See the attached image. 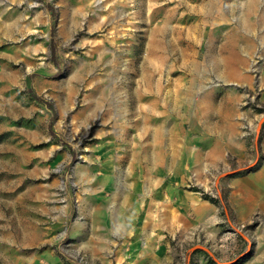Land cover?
Returning a JSON list of instances; mask_svg holds the SVG:
<instances>
[{
  "label": "rangeland",
  "instance_id": "rangeland-1",
  "mask_svg": "<svg viewBox=\"0 0 264 264\" xmlns=\"http://www.w3.org/2000/svg\"><path fill=\"white\" fill-rule=\"evenodd\" d=\"M206 7L220 9L221 26L203 18ZM237 13L253 23L249 31L236 26ZM238 35L247 44L264 35V0H0V143L9 137L35 152L24 171L3 174V214L29 228L19 241L67 264H197L198 253L214 264H251L264 254L262 211L237 218L227 177L216 183L241 166L235 156L206 179L149 163L156 128L166 134L162 118L175 116L176 104L186 110L181 73L197 60L212 67L214 48ZM243 56L253 88L243 75L227 86L264 112V54ZM258 121L244 132L262 159ZM31 246L19 253L35 254Z\"/></svg>",
  "mask_w": 264,
  "mask_h": 264
},
{
  "label": "crops",
  "instance_id": "crops-1",
  "mask_svg": "<svg viewBox=\"0 0 264 264\" xmlns=\"http://www.w3.org/2000/svg\"><path fill=\"white\" fill-rule=\"evenodd\" d=\"M214 3L215 1L208 2V5L212 6ZM239 13L236 17L234 15L236 26L247 32L250 30L248 28L254 25L252 22L245 21ZM203 18L205 20L213 18V24L219 26L223 21L220 9L216 11L214 8H210L209 11L207 7L204 8ZM263 36L252 38L254 42H249L250 44H247L248 41L243 42V38L239 35L229 38L230 40L224 41L223 39L214 48L216 49L215 54L218 55L208 58L212 67L208 68L207 63L201 64L197 60L186 72L181 73L188 76L187 83L184 84L186 95H182L180 103L182 107L186 106V110L180 113L179 106L176 104L177 106L171 107V113L175 116L167 114L162 118L160 128L166 131V134L158 135L157 129L159 128H156L152 153L154 159L149 162L151 163L150 169L155 171H191L192 174L206 179L204 173L208 168L225 166L228 164V157L235 156L241 164L238 168L243 169L226 176L227 182L224 183L229 186L228 199L239 219L250 218L256 209L262 211L264 215V123L259 140V149L263 154L255 169H251V166L257 162L258 153L253 157L248 150V141L244 132V129L252 127L254 122L259 120L258 115L263 116L264 112L255 111L252 107H244V91L234 87L229 88L227 85L235 82V75H243L245 78L243 81H246L248 88H253L252 79L248 75L249 65L244 62L243 51L246 52L247 58H251L257 50L264 54ZM257 41L263 43L262 50L259 46L257 47ZM253 43L256 47H253ZM155 47H158V44ZM208 75L215 76L219 83L214 81L206 83ZM260 84L262 86L260 100L264 102V71ZM178 96V93L174 94L172 104L178 102ZM157 111L159 114H164L162 109ZM178 130H181V135ZM8 139L10 138H6L5 143L4 141L0 143V264H67L61 257L55 255L53 250L40 247V245L33 246L36 244L34 240L29 243L28 240L19 241V234L27 235L29 228H25L26 232L24 229L19 230L18 222L12 218L13 213L3 214L1 205L3 174L10 176L12 172L19 171V168L24 171L25 167L34 160L35 155L33 150L13 145ZM168 153L169 160L166 156V159L163 158ZM249 165L251 166L247 167ZM25 173L28 175L26 171ZM256 234L258 236L264 234V227L260 230L258 228ZM20 245H32L30 248L37 251L34 250L35 254L33 252L27 255L20 254ZM197 258L201 260L196 262L197 264H214L209 262L208 257L205 258L199 253ZM254 260L251 264H263L264 254H257ZM156 264H161V262L158 261Z\"/></svg>",
  "mask_w": 264,
  "mask_h": 264
},
{
  "label": "water",
  "instance_id": "water-1",
  "mask_svg": "<svg viewBox=\"0 0 264 264\" xmlns=\"http://www.w3.org/2000/svg\"><path fill=\"white\" fill-rule=\"evenodd\" d=\"M264 123V115L259 119L258 123H257V127H256V132H257V136L259 135L260 133V130L262 128V125ZM252 165V164H251ZM251 165L247 166V167H250ZM243 168H236V169H233V170H228V171H225V172H222L221 174H219V176L217 177V180H216V183H218L220 181V179L222 177H226V176H229L231 174H234L236 172H238L239 170H241ZM196 248H202L204 250H206L211 256H213L215 258V260H218L215 255H214V252L207 246L203 245V244H196L194 246H192V250L196 249Z\"/></svg>",
  "mask_w": 264,
  "mask_h": 264
},
{
  "label": "bare ground",
  "instance_id": "bare-ground-1",
  "mask_svg": "<svg viewBox=\"0 0 264 264\" xmlns=\"http://www.w3.org/2000/svg\"><path fill=\"white\" fill-rule=\"evenodd\" d=\"M69 19H68V13L67 11H63L62 12V19H61V26L65 27L68 23H69Z\"/></svg>",
  "mask_w": 264,
  "mask_h": 264
},
{
  "label": "trees",
  "instance_id": "trees-1",
  "mask_svg": "<svg viewBox=\"0 0 264 264\" xmlns=\"http://www.w3.org/2000/svg\"><path fill=\"white\" fill-rule=\"evenodd\" d=\"M259 162H260V159H258L257 162L251 166V169H255V166H257L259 164Z\"/></svg>",
  "mask_w": 264,
  "mask_h": 264
}]
</instances>
